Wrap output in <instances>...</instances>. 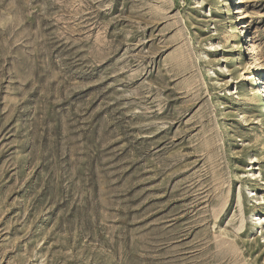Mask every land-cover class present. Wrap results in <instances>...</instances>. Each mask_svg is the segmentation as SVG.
I'll list each match as a JSON object with an SVG mask.
<instances>
[{
  "label": "rangeland",
  "instance_id": "rangeland-1",
  "mask_svg": "<svg viewBox=\"0 0 264 264\" xmlns=\"http://www.w3.org/2000/svg\"><path fill=\"white\" fill-rule=\"evenodd\" d=\"M239 6L0 0V264H264V0Z\"/></svg>",
  "mask_w": 264,
  "mask_h": 264
},
{
  "label": "bare ground",
  "instance_id": "bare-ground-1",
  "mask_svg": "<svg viewBox=\"0 0 264 264\" xmlns=\"http://www.w3.org/2000/svg\"><path fill=\"white\" fill-rule=\"evenodd\" d=\"M243 1L244 0H238V5L240 4V6L238 7V9H237V13H240V19H242V18H244V16H243V12H242V7H241V4H243ZM237 5V4H236ZM243 26H242V28L243 27H245L244 25L245 24H242ZM244 29V28H243ZM242 29V30H243ZM232 33V32H231ZM244 33V32H243ZM242 33V34H243ZM237 34V33H236ZM240 35H241V33H240ZM212 46H215V47H217L218 45L217 44H212ZM253 48V47H252ZM254 49V48H253ZM257 80L259 81V79L257 78ZM256 81V80H255ZM260 83H262V85L264 84V82H260ZM257 84V83H256ZM264 86V85H263ZM264 89V88H263ZM252 90H254V92L256 93L257 91H259V89H258V85L256 86V88L254 87V89H252ZM257 94H258V92H257ZM258 96V95H257ZM264 107V106H263ZM245 119V118H244ZM252 159V161H254V157H252L251 158ZM254 175H255V173H254ZM250 192H252V191H250ZM252 223L255 225V227L257 226H259L260 227V225L261 226H264V214H254V216L252 217ZM261 228V227H260Z\"/></svg>",
  "mask_w": 264,
  "mask_h": 264
}]
</instances>
